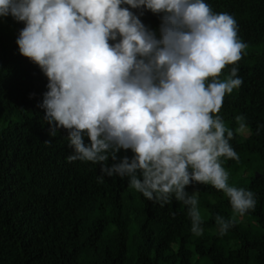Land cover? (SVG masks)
<instances>
[{
  "label": "clouds",
  "instance_id": "9594fccd",
  "mask_svg": "<svg viewBox=\"0 0 264 264\" xmlns=\"http://www.w3.org/2000/svg\"><path fill=\"white\" fill-rule=\"evenodd\" d=\"M144 10L158 15L157 29L142 22ZM8 15L25 24L20 54L48 79L39 107L51 136L67 130L68 162L99 164L101 182L128 177L149 201L183 202L197 236L203 219L195 192L186 191L194 182L230 198L234 215L215 217L220 235L236 214L255 209L254 192L229 186L219 160H239L233 131L216 115L243 82L237 68L216 79L247 47L231 15L205 0H0V17Z\"/></svg>",
  "mask_w": 264,
  "mask_h": 264
},
{
  "label": "trees",
  "instance_id": "16d2710c",
  "mask_svg": "<svg viewBox=\"0 0 264 264\" xmlns=\"http://www.w3.org/2000/svg\"><path fill=\"white\" fill-rule=\"evenodd\" d=\"M205 2L236 20L238 39L247 45L216 78L223 82L237 68L243 81L216 115L233 131L229 143L239 156L219 158L228 184L253 191L257 201L236 216L257 230L236 220L220 235L215 217L234 213L230 198L210 183L186 186L203 219L197 236L183 202L149 201L128 177L101 182L99 164L68 162L67 130L51 136L39 107L48 79L20 54L16 41L25 24L8 15L0 17V264H264V0ZM140 19L152 29L160 23L148 10Z\"/></svg>",
  "mask_w": 264,
  "mask_h": 264
},
{
  "label": "rangeland",
  "instance_id": "374dc122",
  "mask_svg": "<svg viewBox=\"0 0 264 264\" xmlns=\"http://www.w3.org/2000/svg\"><path fill=\"white\" fill-rule=\"evenodd\" d=\"M0 127H1V125H0ZM244 131H246V130H244ZM236 220L242 222L249 231L257 230V228L248 219L236 216ZM192 259L195 260L196 258L193 256ZM194 264H202V263L200 261H195Z\"/></svg>",
  "mask_w": 264,
  "mask_h": 264
}]
</instances>
